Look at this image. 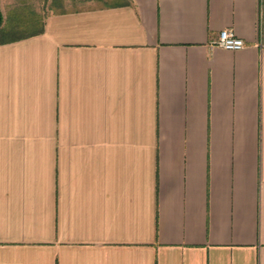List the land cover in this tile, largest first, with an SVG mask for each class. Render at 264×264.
<instances>
[{
	"label": "crops",
	"instance_id": "obj_1",
	"mask_svg": "<svg viewBox=\"0 0 264 264\" xmlns=\"http://www.w3.org/2000/svg\"><path fill=\"white\" fill-rule=\"evenodd\" d=\"M22 4L0 0V264H264V0H67L5 30Z\"/></svg>",
	"mask_w": 264,
	"mask_h": 264
},
{
	"label": "rangeland",
	"instance_id": "obj_2",
	"mask_svg": "<svg viewBox=\"0 0 264 264\" xmlns=\"http://www.w3.org/2000/svg\"><path fill=\"white\" fill-rule=\"evenodd\" d=\"M11 1L16 2L17 5L20 2H24V4L20 5L21 8L19 10H5V30H11L16 33H27L32 29L40 28L42 24V10L44 12L43 15L46 16L53 10H57L61 2L67 0H7V3ZM106 1L110 2L112 0ZM14 13H17V15L15 16Z\"/></svg>",
	"mask_w": 264,
	"mask_h": 264
},
{
	"label": "built area",
	"instance_id": "obj_3",
	"mask_svg": "<svg viewBox=\"0 0 264 264\" xmlns=\"http://www.w3.org/2000/svg\"><path fill=\"white\" fill-rule=\"evenodd\" d=\"M215 44L228 51H239L245 48V42L230 30L222 31Z\"/></svg>",
	"mask_w": 264,
	"mask_h": 264
},
{
	"label": "trees",
	"instance_id": "obj_4",
	"mask_svg": "<svg viewBox=\"0 0 264 264\" xmlns=\"http://www.w3.org/2000/svg\"><path fill=\"white\" fill-rule=\"evenodd\" d=\"M3 24V16H2V13H1V10H0V28Z\"/></svg>",
	"mask_w": 264,
	"mask_h": 264
}]
</instances>
